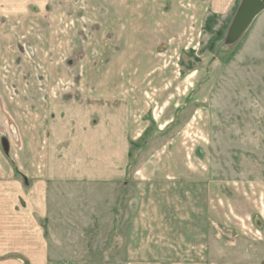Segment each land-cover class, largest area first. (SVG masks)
Here are the masks:
<instances>
[{
    "label": "crops",
    "instance_id": "1",
    "mask_svg": "<svg viewBox=\"0 0 264 264\" xmlns=\"http://www.w3.org/2000/svg\"><path fill=\"white\" fill-rule=\"evenodd\" d=\"M131 89L34 90L42 99L0 135V205L13 216L2 228L22 241L0 254L23 256L7 264H87L99 249L106 264H264L239 260L245 252L228 242L245 225L247 240L260 241L264 193L219 179L186 133L155 134L162 147L133 155L150 126ZM177 111L160 125L175 126ZM244 198L254 206L247 215ZM250 243L246 255L259 251Z\"/></svg>",
    "mask_w": 264,
    "mask_h": 264
},
{
    "label": "rangeland",
    "instance_id": "2",
    "mask_svg": "<svg viewBox=\"0 0 264 264\" xmlns=\"http://www.w3.org/2000/svg\"><path fill=\"white\" fill-rule=\"evenodd\" d=\"M240 2L0 0V135L9 137L17 115L25 121L27 105L42 99L43 87L136 88L129 98L138 99L137 110L146 106L142 123L150 127L132 145L133 155L141 159L162 147L164 138L151 141L155 134L186 133L204 144V162L219 179L264 193V11L230 40ZM172 108L177 122L164 128ZM242 202L243 215L253 212ZM9 208L0 205V249L22 242L3 232L10 223L2 216L13 217ZM252 220L243 224L256 225ZM245 226L232 236L244 239L228 242L245 252L239 260L262 263L264 224L260 219L257 242L247 240ZM250 242L259 250L254 255H246ZM102 253L87 264H106ZM20 257L0 254V264Z\"/></svg>",
    "mask_w": 264,
    "mask_h": 264
},
{
    "label": "water",
    "instance_id": "3",
    "mask_svg": "<svg viewBox=\"0 0 264 264\" xmlns=\"http://www.w3.org/2000/svg\"><path fill=\"white\" fill-rule=\"evenodd\" d=\"M263 11L264 0H241L232 23L230 40L239 38Z\"/></svg>",
    "mask_w": 264,
    "mask_h": 264
}]
</instances>
